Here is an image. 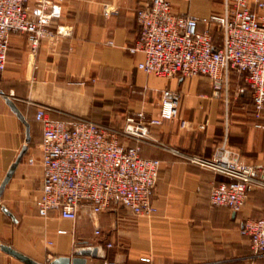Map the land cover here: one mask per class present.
<instances>
[{
    "label": "crops",
    "instance_id": "crops-1",
    "mask_svg": "<svg viewBox=\"0 0 264 264\" xmlns=\"http://www.w3.org/2000/svg\"><path fill=\"white\" fill-rule=\"evenodd\" d=\"M114 1L119 12L104 16L102 3ZM137 6L138 0H64L57 21L72 27L71 36L42 41L35 52L25 32L11 33L0 90L29 123L30 141L0 195V241L41 263L72 255L85 240L104 252L102 258L88 257L95 264H264L241 232L245 219L264 216V186L252 185L239 211L214 205L211 187L228 178L170 149L210 157L216 146L225 144L246 162L264 164V116L254 119L244 104L226 108L213 95L210 80L206 85L196 78H167L139 69L143 54L128 51L140 31ZM173 6L197 16L219 9L213 0H173ZM238 79L231 74L235 93L243 95L246 89L250 96ZM164 89L179 91V117L194 126L183 128L178 119L149 126L152 147L143 145L142 154L161 161L155 213L135 215L112 203L98 213L81 205L74 220L54 212L37 214L42 166L39 154L32 153L42 137L41 124L34 119L38 107L55 119L111 121L128 111L142 112L147 120L159 115ZM196 123L206 125L198 129ZM25 137L24 123L0 93V183ZM30 156L34 163L27 161ZM0 264L25 263L0 250Z\"/></svg>",
    "mask_w": 264,
    "mask_h": 264
},
{
    "label": "built area",
    "instance_id": "built-area-1",
    "mask_svg": "<svg viewBox=\"0 0 264 264\" xmlns=\"http://www.w3.org/2000/svg\"><path fill=\"white\" fill-rule=\"evenodd\" d=\"M63 1L0 0V73L6 67L12 32H25L32 52L42 41L54 43L71 36L72 27L57 21ZM101 11L104 16L117 14L119 5L104 2ZM135 14L140 31L128 51L143 54L139 69L167 78L205 75L213 95L226 108L234 73L250 91L253 116L262 119L264 0H221L219 9L204 16L177 11L173 0H138ZM178 107L179 92L164 89L157 117L145 120L142 112H130L120 127L84 117L55 119L38 107L34 119L41 124L36 149L42 177L37 214L46 217L54 212L74 220L81 205L98 213L112 203L135 215L155 213L153 194L161 161L143 155L142 146L153 140L149 126L164 119H178L183 128L194 126L179 117ZM170 149L228 178L211 187L209 199L214 205L239 211L251 186H264V164L246 162L225 144L216 146L210 157ZM27 161L34 163L35 158ZM241 232L248 236L253 252L264 255V217L245 219Z\"/></svg>",
    "mask_w": 264,
    "mask_h": 264
},
{
    "label": "water",
    "instance_id": "water-1",
    "mask_svg": "<svg viewBox=\"0 0 264 264\" xmlns=\"http://www.w3.org/2000/svg\"><path fill=\"white\" fill-rule=\"evenodd\" d=\"M0 93L3 94L6 103L10 106L12 111L16 114V116L24 123L25 125V131H26V137H25V144L21 147L20 151L18 152L15 160L10 164L4 178L2 179L0 183V195L2 194L5 185L12 177L18 163L20 162L23 154L26 152L28 148V142L30 141V125L27 122L24 115L20 112L18 107L16 106L15 102L6 95L2 90H0ZM3 210L7 213H9L5 207H3ZM0 250L5 252L6 254L11 255L12 257L22 261L25 264H95L94 262H88V257L90 258H102L104 257V252L99 245H93L88 241L82 240L79 241L78 244L73 248L72 255L70 256H55L54 258L48 260L46 263H41L32 257L20 252L19 250L15 249L10 244L4 243L0 241Z\"/></svg>",
    "mask_w": 264,
    "mask_h": 264
},
{
    "label": "rangeland",
    "instance_id": "rangeland-1",
    "mask_svg": "<svg viewBox=\"0 0 264 264\" xmlns=\"http://www.w3.org/2000/svg\"><path fill=\"white\" fill-rule=\"evenodd\" d=\"M220 1L221 0H213V4L215 6H219L220 8ZM191 78H196L198 79L200 82L208 85L209 83V79H207V76L205 75H197V76H192ZM171 80V79H170ZM238 82H239V86L240 88H245V82L243 81V79L239 78L238 79ZM235 87H236V84L235 83H232L231 86H230V92H229V105L231 104H244L245 105V111L246 112H251V114L253 115V112H252V104H251V98L249 96V93L247 92L246 89H244L243 91V95H241L240 93L237 94V96L235 97ZM175 91H178V90H175ZM179 92V91H178ZM179 97H180V94H179ZM220 102L223 103V100L218 97ZM224 104V103H223ZM130 113L127 111L126 115ZM254 117V116H253ZM124 118H125V115H120V117H116L114 120H111V121H107L109 122V124L111 123V125H115L117 127H120L123 125L124 123ZM255 119V117H254ZM154 144V143H153ZM144 147L146 148H150L152 147L151 143L147 144V143H144ZM35 149H36V145H35ZM32 154H38L37 153V149L32 153ZM256 163H259V162H256ZM262 164V163H261ZM261 217H264V216H261ZM260 218V217H258ZM253 256L255 258H258V257H264V255H257L255 252H253Z\"/></svg>",
    "mask_w": 264,
    "mask_h": 264
}]
</instances>
